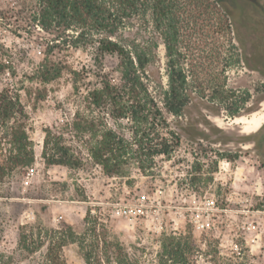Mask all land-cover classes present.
Returning a JSON list of instances; mask_svg holds the SVG:
<instances>
[{
  "label": "rangeland",
  "instance_id": "374dc122",
  "mask_svg": "<svg viewBox=\"0 0 264 264\" xmlns=\"http://www.w3.org/2000/svg\"><path fill=\"white\" fill-rule=\"evenodd\" d=\"M221 1L233 12L235 27L234 35L229 32L223 39L233 44L224 51L232 56L225 74L231 91L226 104L247 121L235 122L217 100L213 104L198 99L180 115L164 113V132L179 136L174 151L147 159L143 168L130 159L120 175H107L86 154L94 140L88 133L79 139L66 134L73 150L81 151L78 166L45 164L44 130L66 131L65 125L78 115L92 120L98 132L111 128L132 141L128 119L114 118L89 102L88 91L100 86L103 75L112 82L119 76L116 57L96 58L93 44L103 37L120 43L148 41L153 53L149 73L164 84L161 30L155 28L150 11L141 7L121 17L116 1L110 0L117 10L111 11L107 28L66 26L57 17L43 16L39 0H0V52L6 66L0 91L9 89L23 105L34 152L31 165L0 178V250L13 249L21 227L33 223L70 225L81 233L89 211L137 264H157L163 235L185 231L201 248L186 253L188 264H264V127L256 131L264 122V0H259L263 8ZM215 67L221 68V63ZM56 70L57 77L45 80V71ZM193 194L216 204L206 233L188 221L190 212L184 210ZM231 243L238 244L240 259L229 258L236 255L230 254ZM206 244L215 251L213 256L202 254ZM62 253L67 264H84L76 243L66 244Z\"/></svg>",
  "mask_w": 264,
  "mask_h": 264
},
{
  "label": "trees",
  "instance_id": "16d2710c",
  "mask_svg": "<svg viewBox=\"0 0 264 264\" xmlns=\"http://www.w3.org/2000/svg\"><path fill=\"white\" fill-rule=\"evenodd\" d=\"M109 1L39 0L43 5V16L57 17L66 21V26L93 24L103 28L109 25L111 11L117 10ZM113 1L119 6L121 17L130 11L137 12L141 7L143 11H150L155 28L161 30L166 81L164 84L157 82L149 73L153 53L148 50V41L143 45L133 39L128 43L110 37L96 40L93 44L96 58L115 56L119 76L117 82H112L107 77L103 79V75L100 86L88 91L87 97L90 104L107 109L114 118L128 119L133 124V142L111 128L98 132L92 120L77 115L75 121L65 125L66 131L44 130L41 157L47 165L78 166L82 162L81 151L73 150L66 134L72 132L71 137L79 139L88 133L94 140L88 143L86 154L107 175H120L130 159L143 168L147 159L168 156L178 147V133L164 132L168 128L164 113L180 115L187 105L200 99L213 104L217 100L224 104L227 112L236 114L235 107L226 104L231 91L226 89L225 74L232 56L224 51H229L233 44L229 39H223L231 30L226 15L215 0ZM151 42L149 45H153ZM2 58L4 53L0 52V74L6 69ZM220 63L221 68L215 67ZM59 73V70L52 74L45 71L44 78H55ZM25 117L18 97L9 89H2L0 178L24 169L34 161L23 123ZM132 144L136 147L132 148ZM21 229L16 246L13 249L3 246L0 250V264H67L62 248L68 243L78 245L84 264H137L136 260L130 259L122 244L110 237L106 225L97 222L89 211L83 218L81 233H76L70 225L54 228L33 223ZM3 238L0 224V243ZM193 238L188 231L163 235L157 264H188L186 253L201 250ZM208 247L206 244L205 251H202L205 257L215 253Z\"/></svg>",
  "mask_w": 264,
  "mask_h": 264
},
{
  "label": "built area",
  "instance_id": "2783aa9c",
  "mask_svg": "<svg viewBox=\"0 0 264 264\" xmlns=\"http://www.w3.org/2000/svg\"><path fill=\"white\" fill-rule=\"evenodd\" d=\"M184 210H189L188 221L201 232H205L213 225L214 211L217 210L216 204L212 199H199L195 194L191 196L190 204ZM230 254L239 257L240 250L237 243H231ZM232 257V256H231ZM234 257V256H233Z\"/></svg>",
  "mask_w": 264,
  "mask_h": 264
},
{
  "label": "flooded vegetation",
  "instance_id": "af4514ba",
  "mask_svg": "<svg viewBox=\"0 0 264 264\" xmlns=\"http://www.w3.org/2000/svg\"><path fill=\"white\" fill-rule=\"evenodd\" d=\"M215 1L218 4V6L220 8H222V12L226 15V18H227V20L229 22V26H230L231 33L234 35V33H235V27L233 26V23H232V21H234L233 12L231 11V9H228L226 6H224L222 4V1L221 0H215ZM232 1L235 2L237 0H232ZM240 1L248 2V3L253 4L255 7L263 8V6L260 5L261 3H260L259 0H240ZM235 40H236V38L233 37V41H235ZM256 43H257V41L255 40L254 42H251V45L252 46H256ZM234 47H235V45H234ZM232 116L233 117H236V116H241V115H238V113H236L235 115H232ZM261 127H264V122L262 123V125L256 131H258ZM256 131H254V132H256Z\"/></svg>",
  "mask_w": 264,
  "mask_h": 264
},
{
  "label": "bare ground",
  "instance_id": "6f19581e",
  "mask_svg": "<svg viewBox=\"0 0 264 264\" xmlns=\"http://www.w3.org/2000/svg\"><path fill=\"white\" fill-rule=\"evenodd\" d=\"M235 122H240V123H245L247 120L245 118H242V117H236L234 119ZM260 123L257 124V125H254L255 128L259 127Z\"/></svg>",
  "mask_w": 264,
  "mask_h": 264
}]
</instances>
